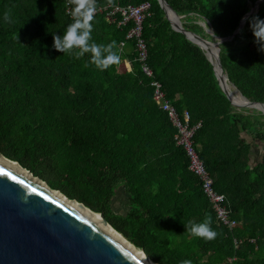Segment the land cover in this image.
Listing matches in <instances>:
<instances>
[{"label":"trees","instance_id":"16d2710c","mask_svg":"<svg viewBox=\"0 0 264 264\" xmlns=\"http://www.w3.org/2000/svg\"><path fill=\"white\" fill-rule=\"evenodd\" d=\"M67 1L74 7L72 0H0V154L103 214L157 264H264V115L232 105L207 55L173 29L158 0H95V8L150 2L142 37L153 78L127 39L134 23L120 26L121 12H95L90 40L115 41L118 64L100 70L90 53L77 58L56 50L53 35L73 21ZM165 1L186 28L210 41L232 37L252 8L247 17L264 18V0ZM4 12L13 23L3 21ZM254 40L245 20L220 45V58L230 83L264 103V51ZM154 80L181 120L188 112L189 126L199 124L192 145L226 196L233 229L218 220L190 171L179 129L154 100ZM119 194L123 214L112 209ZM206 219L215 238L186 229Z\"/></svg>","mask_w":264,"mask_h":264},{"label":"water","instance_id":"95a60500","mask_svg":"<svg viewBox=\"0 0 264 264\" xmlns=\"http://www.w3.org/2000/svg\"><path fill=\"white\" fill-rule=\"evenodd\" d=\"M158 2L173 29L184 34L207 55L232 105L236 108L252 107L264 115L260 108L264 103L250 101L230 83L220 58V45L240 31L245 18L255 8L243 17L232 37H216L215 41H210L186 28L181 16L169 3L165 0ZM208 32L213 35L212 31ZM212 50L216 51L214 57L209 54ZM236 98H241L242 102H235ZM72 203L84 206L0 154V264H148L103 224ZM98 215L110 226L103 214ZM141 251L149 261L157 264L144 250Z\"/></svg>","mask_w":264,"mask_h":264},{"label":"built area","instance_id":"2783aa9c","mask_svg":"<svg viewBox=\"0 0 264 264\" xmlns=\"http://www.w3.org/2000/svg\"><path fill=\"white\" fill-rule=\"evenodd\" d=\"M66 5L67 12L71 15V12L73 10L71 2L67 1ZM150 6V2H142L139 5L129 4L127 6H116L108 4L104 7H96L95 12L101 9H107L108 16L115 15L117 12H121L124 16V20L120 23V26L125 25L129 21H132L134 23V27L127 34V39L134 40L136 42L138 57L140 62H142V71L148 77L153 78V72L150 66L146 63L148 58V51L145 41L142 37L143 22L146 15L149 14ZM152 86L154 87V100L156 104L159 106V108L163 109L164 112L168 113L173 124L179 129L180 137H178V142L185 147L190 157V171L194 175H196L201 182V189L203 194L209 199L212 209L217 215L218 220L222 224L233 229L237 225V222L231 218V212L226 207V196L216 191L214 187V179L209 174L207 168H205L202 160H200L192 145V136L198 129L199 124H196L192 127L189 126L188 112L185 113L184 120H181L176 111V108L167 98L162 84L154 80L152 82ZM234 242L236 247L238 248L240 242L236 239L234 240Z\"/></svg>","mask_w":264,"mask_h":264},{"label":"clouds","instance_id":"9594fccd","mask_svg":"<svg viewBox=\"0 0 264 264\" xmlns=\"http://www.w3.org/2000/svg\"><path fill=\"white\" fill-rule=\"evenodd\" d=\"M95 0H74V7L71 12L73 21L67 25L63 35H53V47L61 52L74 54L80 58L85 53H90L91 62L100 69H107L113 64L120 62V55L115 48V41L107 45L90 42L95 12ZM3 21L13 23V18L9 12H4ZM255 37L254 43L259 45V50L264 51V18L252 15L245 18ZM78 49V51H77ZM191 234L205 239H213L216 232L210 227V221L204 220L200 223H192L186 225ZM180 264H192L190 259L180 261Z\"/></svg>","mask_w":264,"mask_h":264},{"label":"bare ground","instance_id":"6f19581e","mask_svg":"<svg viewBox=\"0 0 264 264\" xmlns=\"http://www.w3.org/2000/svg\"><path fill=\"white\" fill-rule=\"evenodd\" d=\"M209 54L212 56V57H214L215 55H216V51L215 50H212V51H210L209 52ZM235 100V102H242V99L240 98H236V99H234ZM261 109H262V111L264 112V107H260ZM6 161V160H5ZM7 163H9V164H11V165H13V166H15L16 168H18L15 164H12V163H10V162H8V161H6ZM73 204V203H72ZM73 205H75V206H77V207H79L80 209H82V210H84L85 212H87L89 215H91L92 217H94L96 220H98L101 224H103L111 233H113V234H115L119 239H121L127 246H129L136 254H138L144 261H146L148 264H153L151 261H149V259L147 258V256L140 250V249H138V248H136L135 246H133L130 242H129V240H127V239H125L123 236H121L120 234H118L117 232H115V231H113L112 230V227H110V226H108V225H106L104 222H103V220L101 219V217L98 215V214H96V213H93V212H91V210L89 211V210H87L86 208H85V206H80V205H77V204H73Z\"/></svg>","mask_w":264,"mask_h":264},{"label":"rangeland","instance_id":"374dc122","mask_svg":"<svg viewBox=\"0 0 264 264\" xmlns=\"http://www.w3.org/2000/svg\"><path fill=\"white\" fill-rule=\"evenodd\" d=\"M126 67V66H125ZM233 92H235L234 88H232ZM264 150V143L260 144L258 146V151L261 153V151ZM126 203V198L122 194H119L115 200H113L112 203V209L115 211L117 214H123L125 210H127V205Z\"/></svg>","mask_w":264,"mask_h":264},{"label":"crops","instance_id":"0c3cea01","mask_svg":"<svg viewBox=\"0 0 264 264\" xmlns=\"http://www.w3.org/2000/svg\"><path fill=\"white\" fill-rule=\"evenodd\" d=\"M72 1H73V3H74V0H72ZM125 66H126V68H127L128 70L130 69V65H129V63H126Z\"/></svg>","mask_w":264,"mask_h":264}]
</instances>
